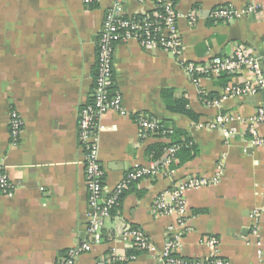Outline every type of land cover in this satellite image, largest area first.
Wrapping results in <instances>:
<instances>
[{"label": "crops", "instance_id": "1", "mask_svg": "<svg viewBox=\"0 0 264 264\" xmlns=\"http://www.w3.org/2000/svg\"><path fill=\"white\" fill-rule=\"evenodd\" d=\"M154 1L123 0L125 14L142 15L153 9ZM172 1L180 15L179 57L158 48L147 50L135 39L116 45L112 91L122 94L124 110L108 111L100 121L105 194L135 164L160 165L162 159L159 163L148 152L156 143L190 138L200 152L183 162L177 157L170 176L145 177L129 187L106 220L104 242L79 255L75 264H95L113 246L128 253L131 249L121 235L127 225L142 229L154 250L115 264H161L158 253L174 219L155 212L156 197L189 175L211 180L219 171V181L185 191L188 229L178 253L206 264L211 252L206 239L213 237L221 259L264 264V252L258 255L252 234L254 211H262L259 240L264 249V147L248 143V120L264 105V91L229 97L215 106L210 100L219 99L224 86L243 83L251 71L203 76L197 85L182 66V61L205 64L215 56H229L244 45L260 57L264 71V0ZM250 3L262 5V13L230 23L208 17L216 6ZM112 4L113 0H101L92 8L83 0H0V164L15 185L12 196L0 191V264H58L62 253L88 238L91 209L78 117L91 98L99 33ZM195 7L201 15L191 24L187 14ZM164 88L185 100L194 117L168 108ZM12 109L24 119L17 144L10 139ZM140 112L185 133L143 138L135 120ZM218 115L232 117L231 136L204 126ZM258 132L264 135V123H259Z\"/></svg>", "mask_w": 264, "mask_h": 264}, {"label": "built area", "instance_id": "2", "mask_svg": "<svg viewBox=\"0 0 264 264\" xmlns=\"http://www.w3.org/2000/svg\"><path fill=\"white\" fill-rule=\"evenodd\" d=\"M83 1L86 5L91 6L101 0ZM262 11L263 6L257 3H250L245 7L221 5L212 8L208 13V17L217 22L230 23L248 14L260 15ZM200 15L201 10L196 7L187 14L191 24L196 23ZM179 16L176 5L172 0H155L153 9L142 15H126L123 0H113L112 6L106 11L97 44L94 87L90 100L80 107L78 117V141L83 149L82 162L91 209L86 228L88 238L62 253L58 258V264H75L79 255L92 251L95 244L104 242L106 220L112 217L113 209L118 200L132 182L145 177H154L161 173L170 176L173 172L170 166L176 161L177 153L181 148L180 144L165 148L160 165L154 163L135 164L117 182L113 190L106 195V171L100 159V121L108 111L122 112L124 110L122 94L119 92L113 93L112 91L116 45L121 41L135 39L147 50L158 48L179 57L183 48V40L178 26ZM182 66L188 77L197 85H200L203 76H221L224 73L234 75L246 69L251 71V77L243 83H229L224 86L219 99L210 100V103L215 106H219L222 101L229 97L253 96L264 91V71L260 57L244 45H238L229 56L218 55L205 64L182 61ZM200 92L204 93L201 89ZM135 120L143 138H147L154 133H160V131L165 137H168L174 131L172 127L166 126L160 119L149 113H137L135 114ZM232 120V117L218 115L213 121L204 126L210 130L220 129L226 136H231L233 130L230 129L229 124ZM259 123H264V105L258 107L256 113L248 120V131L252 136L248 143L253 146L264 147V135L258 132ZM23 131L24 119L18 110L12 109L9 116V132L13 144L19 142ZM221 175L222 172L219 171L217 176L211 180L199 175H189L170 190H166L156 197L155 212L174 219L173 222L168 224L163 249L158 253L161 264L204 263L182 257L178 253L183 242L184 233L188 229L185 191L205 186L211 181L212 183L217 182L221 179ZM0 191L8 196H12L15 191V185L9 178L3 164H0ZM261 216L262 211H254L255 219L252 234L257 238L256 245L259 256H262L264 252L262 242L259 240ZM121 235L128 244V249L138 252L123 253L117 246H113L106 254L96 258L95 264L134 261L138 258L139 252L152 253L154 250V244L149 236L138 227L127 225ZM206 243L211 249L206 264H231L218 256V240L216 238L208 237Z\"/></svg>", "mask_w": 264, "mask_h": 264}, {"label": "trees", "instance_id": "3", "mask_svg": "<svg viewBox=\"0 0 264 264\" xmlns=\"http://www.w3.org/2000/svg\"><path fill=\"white\" fill-rule=\"evenodd\" d=\"M96 6H97V4L91 5L92 8L96 7ZM226 75H228V74L226 73ZM112 89H113V86H112ZM173 95H174V90L172 88H164L162 90V97H163L167 107L170 108V109L176 110V111L183 112V113H185V114H187V115H189L191 117H194L192 111L186 108V101L183 100V99H177V98L173 97ZM184 133H185V131L175 128L174 131H173V134L169 135L168 137H170L172 135H174V137H179V136H181ZM153 135L154 136H159V137H165L161 131H160V133H156V134L154 133L151 136H153ZM176 144H180L181 145V148L179 149V151L177 153V157L180 156L182 162L193 159L200 152V149L197 146V144L195 142L191 143V139L190 138H188L185 141H182V140L179 139L177 141L172 140L170 142L156 143V144H154L153 146H151L149 148L148 152H149L150 155H152V159L153 160H156L157 162L160 163L161 159L164 156L165 148L169 147V146H172V145H176ZM177 157H176V159H177ZM176 166H177L176 161H174L171 164L170 168H174ZM135 182H137V181H135ZM135 182H132L129 187H131ZM127 190L128 189H126L124 191V193L121 195L120 199L118 200V203L116 204L115 208L113 209V212H112L113 214L115 213V210L121 204V201L124 198L125 194L127 193ZM196 211H198V210H196ZM106 236H107V234L104 233V239L106 238ZM133 252L137 253L138 251H134L133 249H131L128 253H133ZM139 254H140V252H139Z\"/></svg>", "mask_w": 264, "mask_h": 264}]
</instances>
